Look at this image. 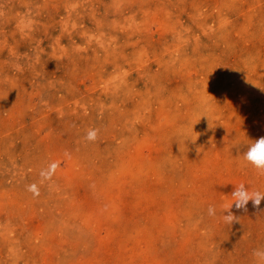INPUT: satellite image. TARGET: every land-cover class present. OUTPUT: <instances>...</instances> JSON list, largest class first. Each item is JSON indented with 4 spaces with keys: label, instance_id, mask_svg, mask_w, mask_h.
<instances>
[{
    "label": "rangeland",
    "instance_id": "374dc122",
    "mask_svg": "<svg viewBox=\"0 0 264 264\" xmlns=\"http://www.w3.org/2000/svg\"><path fill=\"white\" fill-rule=\"evenodd\" d=\"M261 88L264 0H0V264H257Z\"/></svg>",
    "mask_w": 264,
    "mask_h": 264
},
{
    "label": "clouds",
    "instance_id": "9594fccd",
    "mask_svg": "<svg viewBox=\"0 0 264 264\" xmlns=\"http://www.w3.org/2000/svg\"><path fill=\"white\" fill-rule=\"evenodd\" d=\"M261 90H264L261 88ZM207 116V115H204ZM208 117V116H207ZM209 118V117H208ZM210 120V119H209ZM212 128L211 123L209 125ZM96 138V131L93 130L89 132L88 139L93 140ZM197 139V138H196ZM196 139H191L193 143ZM244 159L250 163L256 170H258L259 174L264 175V137H261L251 144L246 145V150L244 153ZM29 190H34L30 188ZM232 201L230 204H226L223 207L225 215L223 217L224 222L228 224H233L237 221V217L231 212L233 206L237 209H244L247 211V204L251 200L254 207L259 208L261 201L264 200V192L255 191L250 192L248 187L245 184L235 185L234 191L231 193ZM215 207L210 205L208 208L209 215H215ZM254 259L257 264H264V249H254L252 253Z\"/></svg>",
    "mask_w": 264,
    "mask_h": 264
},
{
    "label": "bare ground",
    "instance_id": "6f19581e",
    "mask_svg": "<svg viewBox=\"0 0 264 264\" xmlns=\"http://www.w3.org/2000/svg\"><path fill=\"white\" fill-rule=\"evenodd\" d=\"M136 113V112H135ZM123 118V117H122ZM139 128V127H138ZM80 157V156H79ZM17 188V187H16Z\"/></svg>",
    "mask_w": 264,
    "mask_h": 264
}]
</instances>
